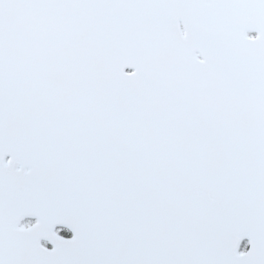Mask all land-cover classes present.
Masks as SVG:
<instances>
[{
    "label": "snow or ice",
    "instance_id": "1",
    "mask_svg": "<svg viewBox=\"0 0 264 264\" xmlns=\"http://www.w3.org/2000/svg\"><path fill=\"white\" fill-rule=\"evenodd\" d=\"M0 264H264V0H0Z\"/></svg>",
    "mask_w": 264,
    "mask_h": 264
},
{
    "label": "flooded vegetation",
    "instance_id": "2",
    "mask_svg": "<svg viewBox=\"0 0 264 264\" xmlns=\"http://www.w3.org/2000/svg\"><path fill=\"white\" fill-rule=\"evenodd\" d=\"M62 235H65V236H67V235H68V233H62ZM48 247H49V248H51V245H48Z\"/></svg>",
    "mask_w": 264,
    "mask_h": 264
}]
</instances>
